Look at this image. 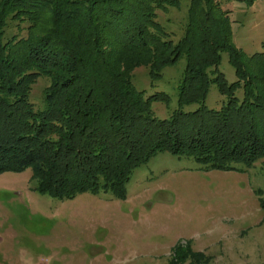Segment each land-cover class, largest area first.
<instances>
[{
  "label": "trees",
  "instance_id": "trees-1",
  "mask_svg": "<svg viewBox=\"0 0 264 264\" xmlns=\"http://www.w3.org/2000/svg\"><path fill=\"white\" fill-rule=\"evenodd\" d=\"M177 3L0 1V36L8 18L27 23L29 31L27 38L0 39V174L32 167L39 191L60 199L83 192L125 198L133 170L158 152L219 170L252 167L264 158V85L231 42L228 16L214 0H193L186 34L175 43L156 10ZM111 44L115 49H107ZM222 51L236 69L232 83L217 68L211 71ZM182 56L178 107L156 118L151 104L168 103V94L144 96L130 68L149 65L157 78ZM260 57L264 61V52ZM44 74L52 84L46 105L36 109L29 91ZM212 84L228 98L220 109L206 104ZM190 104L199 106L184 110Z\"/></svg>",
  "mask_w": 264,
  "mask_h": 264
},
{
  "label": "rangeland",
  "instance_id": "rangeland-1",
  "mask_svg": "<svg viewBox=\"0 0 264 264\" xmlns=\"http://www.w3.org/2000/svg\"><path fill=\"white\" fill-rule=\"evenodd\" d=\"M192 1L178 0L156 10L157 21L175 43L186 34ZM214 2L229 18L231 42L264 85L259 71L264 63V0ZM18 23L7 19L2 43L29 36L27 23ZM185 67L182 56L157 78L149 65L130 68L144 96L168 94V103L152 102L156 118L166 119L178 107ZM215 68L229 83L238 79L227 51L211 71ZM51 84L45 74L32 83L30 100L36 109L46 105ZM237 96H243L242 89ZM227 101L212 84L207 106L220 109ZM198 106L185 105L184 110ZM236 166L213 169L190 156L158 152L133 170L125 198L83 192L60 199L39 191L32 167L3 172L0 264H264V158L252 167Z\"/></svg>",
  "mask_w": 264,
  "mask_h": 264
}]
</instances>
